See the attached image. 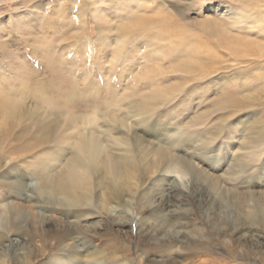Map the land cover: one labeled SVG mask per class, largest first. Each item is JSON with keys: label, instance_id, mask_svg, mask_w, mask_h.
Masks as SVG:
<instances>
[{"label": "rangeland", "instance_id": "374dc122", "mask_svg": "<svg viewBox=\"0 0 264 264\" xmlns=\"http://www.w3.org/2000/svg\"><path fill=\"white\" fill-rule=\"evenodd\" d=\"M240 2L0 0V103L13 109L21 100L24 113L0 123V232L7 236L0 264H264V221L249 216V206L258 204L264 213V136L245 144L248 128L262 126L255 118L260 109L218 110L224 74L184 84L180 49L168 44L177 43L176 33L189 42L241 17L239 29L261 31L253 8ZM146 101L151 108L141 107ZM45 108L51 113L44 116H60L62 125L73 119L88 126L100 117L95 137L113 156L132 150L142 161L170 143L187 172L151 171L109 204L95 176L94 198L85 206L40 195L34 169L56 152L64 153L56 164L64 169L74 153L53 141L60 131L30 147L40 126L31 115ZM217 120L224 127L206 148L201 136L216 131ZM17 177L28 187H13ZM11 208L23 210L24 219L9 218Z\"/></svg>", "mask_w": 264, "mask_h": 264}, {"label": "bare ground", "instance_id": "6f19581e", "mask_svg": "<svg viewBox=\"0 0 264 264\" xmlns=\"http://www.w3.org/2000/svg\"><path fill=\"white\" fill-rule=\"evenodd\" d=\"M238 1H241L240 3L244 4L243 6H251L253 8L252 11H255L252 21H258L260 22L259 24L264 27V0ZM242 23L245 24V18H235L233 24H231V26L229 25L230 28L226 30L223 28L217 30L218 27H211L206 30L209 33L207 34L208 36L202 38L195 36L192 41L189 42L188 40L183 42V32L176 33L177 43L174 42L175 40L167 42L170 46H176L180 49L178 53H175V57L182 56V60H180L178 64V69L184 74L189 75L184 84L192 82L197 77H206L208 75L220 76L224 74V77H222L224 85H222V91L224 90L223 93L225 96L222 95L214 100L215 107L218 110L226 112L229 109L238 111H245L249 108L260 109V111L256 113L255 118L257 123L262 124V126H259L258 131L253 132L251 131L253 129L250 130L251 127H249V125L248 129L251 133L250 136L246 138L247 140L245 142L247 147H253L261 141L264 136V28L254 33L239 29L238 24ZM234 30H236V32H234ZM213 32L215 33L212 34ZM210 34L214 37L217 36V38L210 37ZM255 35L258 37H253ZM229 85L232 86L229 87ZM177 87L180 89L182 86ZM6 102L7 101L2 100V104L0 103V116H2V119L5 118L0 120V123L6 125V121L8 120H21L24 116L22 115L24 114L22 112V101H13V109H6ZM147 103H149V101H146L141 107L151 108L150 105H146ZM44 104L43 102V105ZM151 104L157 107L156 103L151 102ZM47 105L49 104L47 103L46 106ZM48 110L50 111V109ZM48 110L45 108L41 116L37 114L31 115V119H37V121L39 119L40 126H38L39 131L37 133L39 142L30 147L36 149L45 145L47 140H51V136L53 137L55 132L57 133L60 131L53 137V141L59 139L60 141L62 140L61 142L73 146L72 150H74V153L64 169L59 170L58 168L60 166L56 167V164L61 162L60 156H64L63 152H58V154L56 152L52 155L51 159L47 161L48 163L45 164L43 168L34 169L33 176L37 178L36 189L40 195H44L48 198L52 196L60 198V200L62 198L65 200L67 206H85V204L92 202L94 198L93 177L95 176L96 179H100L102 193L105 195V204H109L114 202L116 198L117 201L120 202V195L127 193V183L132 184L134 180H137L138 182H136V185L138 187L142 185L143 178L151 171L162 169L167 174H175L178 177L180 174L183 176V174L187 172L188 167L182 163L183 160H179L180 162H178V159L174 158L175 154L172 152V144L170 143H168V145H166L167 143L163 144L154 149V151L144 155L142 161L133 154L134 152L132 150L130 152L125 150V154L118 157L113 156L108 151V148L101 144V141L95 137V127L98 126L97 121L100 117H93L89 120L91 122L88 121V126H85L86 123L83 124L79 120L75 121L73 119H70V121L68 120L66 125H62L63 119L61 121L60 116L53 118H46L44 116V114L49 115L51 113V111L49 113ZM110 117L114 118V115H110ZM41 119H44L42 123ZM219 122L221 126L218 127V129L215 125L213 127L217 129L216 131L211 132V130H208L205 134H202L201 139L204 142V147L208 148L214 139L220 136L224 126L222 120H217L218 124ZM59 124L60 129L58 128ZM245 128L243 127L242 129ZM71 130H73L71 132L72 134L69 132ZM9 131L8 129L9 135L7 139L11 137L13 139L15 135H12ZM67 132L69 135H67ZM254 134H256V136H254ZM181 137L178 141L183 140ZM16 141H18V139H16ZM193 143L192 141L190 145H193ZM15 149L17 148L15 147ZM44 154L46 153L44 152ZM151 155L153 156L150 157ZM238 171L239 170L235 169V172ZM10 184L12 186L24 185V187H28L19 177L12 179ZM117 204L119 205V203ZM127 205L134 208V204L131 201ZM249 207L251 208V212L249 213L251 220L254 221V223H260V221L263 223L264 213L259 204L256 208L253 206ZM6 213H8L7 216L9 218L11 214H14V216L19 219H24L23 210L11 208ZM256 226H258V224H256ZM5 239H7L6 234L0 232V245Z\"/></svg>", "mask_w": 264, "mask_h": 264}]
</instances>
